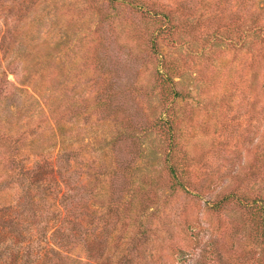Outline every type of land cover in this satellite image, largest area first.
<instances>
[{"label":"trees","instance_id":"trees-1","mask_svg":"<svg viewBox=\"0 0 264 264\" xmlns=\"http://www.w3.org/2000/svg\"><path fill=\"white\" fill-rule=\"evenodd\" d=\"M67 1L0 0V264H137L139 244H119L115 233L141 226L158 203L155 167L134 184L147 136L158 138L169 189L190 185L180 177L189 166L175 112L184 67L173 49L197 10L192 1L165 12L153 0H87L96 27L82 53L81 38L72 42L56 14ZM224 1L235 11L220 2L201 9L238 22L240 43L255 47L264 68V0ZM153 100L156 116L143 107ZM261 112L264 122V105ZM260 148L246 184L207 204L243 212L264 243Z\"/></svg>","mask_w":264,"mask_h":264},{"label":"rangeland","instance_id":"rangeland-1","mask_svg":"<svg viewBox=\"0 0 264 264\" xmlns=\"http://www.w3.org/2000/svg\"><path fill=\"white\" fill-rule=\"evenodd\" d=\"M153 1L156 7L166 6L162 8L165 12L185 1H192L197 10L187 18L179 46L173 49L175 59L184 67L183 76L175 81L179 80L185 98L176 103L175 112L181 118L179 139L189 166L187 174L180 177L190 185L169 189L158 138L147 136L143 157L135 165L134 184L155 167L162 178L155 195L158 203L145 211L141 226H118L115 238L119 244H139L143 254L135 259L137 264H264V243L254 237L247 216L231 206L215 212L207 204L220 189L226 187V193L233 190L246 173L254 171L264 144V68L256 59L255 47L247 49L240 43L238 22H231L221 11L201 9L209 2H220L228 12L235 11L224 0ZM67 2L69 6L56 14L65 16L61 25L72 42L81 38L84 53L96 27L95 14L87 8V0ZM259 7H263L262 1ZM70 61L68 57L67 63ZM8 79L14 80L12 75ZM147 105L151 106L149 114L156 116L159 110L154 100L143 107L147 109ZM246 182L244 179L241 185ZM256 183L253 179L249 185L256 189Z\"/></svg>","mask_w":264,"mask_h":264}]
</instances>
